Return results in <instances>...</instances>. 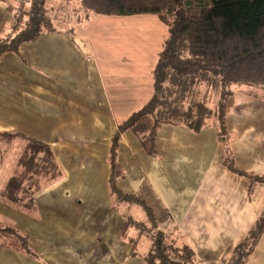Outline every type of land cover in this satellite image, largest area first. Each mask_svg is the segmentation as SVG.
<instances>
[{"label": "crops", "instance_id": "crops-1", "mask_svg": "<svg viewBox=\"0 0 264 264\" xmlns=\"http://www.w3.org/2000/svg\"><path fill=\"white\" fill-rule=\"evenodd\" d=\"M76 1L75 12L89 20L93 13L81 8V0H48L56 30L0 59V133L45 143L62 172L30 211L0 200V220L26 236L30 250L0 247L9 255L0 264H147L154 228L168 242L189 247L195 264H227L264 210V184L250 191L253 179L264 177V88L235 86L225 135L215 120L198 132L184 122L164 124L153 157L135 133L122 134L117 160L125 174L117 187L144 206L117 203L110 187L112 140L139 111L129 113L127 106L149 96V81L145 93L136 76L123 79L109 57L95 51L89 31L73 29L67 7ZM26 4L0 0V39L10 35ZM153 94L154 81L150 100ZM228 158L245 174L231 171ZM135 206L138 220L129 215ZM143 236L148 243L141 253ZM247 264H264V234Z\"/></svg>", "mask_w": 264, "mask_h": 264}, {"label": "trees", "instance_id": "trees-1", "mask_svg": "<svg viewBox=\"0 0 264 264\" xmlns=\"http://www.w3.org/2000/svg\"><path fill=\"white\" fill-rule=\"evenodd\" d=\"M26 3L16 15L10 35L0 39V59L5 54H18L23 44L35 42L43 34L56 30L48 0H26ZM81 8L102 17L157 15L168 28V37L153 70V97L119 125L109 156L114 200L144 206L143 202L123 194L117 187V180L125 174L117 160L122 134L126 131L135 133L145 152L156 157L157 136L164 124L184 122L191 130L200 131L207 125L206 120L198 116H194L195 120H173L168 105L187 101L189 98L184 91L208 83L207 78L204 79L208 75L214 78V89L221 93L219 116L215 121L221 129L220 135H225L232 88H264V0H81ZM173 73L178 77L177 83L171 82ZM173 89L176 93L172 97L169 94ZM174 114L183 117L180 108ZM16 144L20 149L22 147L21 154L13 165H8L7 155ZM226 165L231 171L245 174L234 167L231 158L227 159ZM61 178L62 172L48 145L20 134L0 133L1 201L17 210L30 211L36 196ZM258 182L264 184V177L254 178L250 191ZM132 222L128 221L124 227V237H127ZM140 230L146 235L153 232L152 229ZM154 231L157 233L145 256L147 264L196 263L189 247L168 242L163 230L154 228ZM263 234L264 210L227 264H247ZM131 243L135 244L136 240ZM0 247L30 252L26 236L1 220Z\"/></svg>", "mask_w": 264, "mask_h": 264}, {"label": "rangeland", "instance_id": "rangeland-1", "mask_svg": "<svg viewBox=\"0 0 264 264\" xmlns=\"http://www.w3.org/2000/svg\"><path fill=\"white\" fill-rule=\"evenodd\" d=\"M80 3L76 1L71 3L67 9L71 12V17L74 19L76 25L73 29H85L89 31V39L95 46V51L105 54L109 57L108 62L111 67L117 68L116 70L123 73V79L129 76L131 73L136 76L137 80L140 82V87L144 88L143 92H148V81H149V96L145 100H139L135 105L127 106V112L132 113V111H137L142 109L150 100L153 93V77L152 72L158 59V55L163 49V43L168 37V28L161 23L157 15H139L122 17L119 20H109L105 17L92 14L89 20L83 13L75 12L80 10ZM54 17H57V13H54ZM81 20V22L78 21ZM79 24V25H78ZM171 82L177 83L178 77L173 73L171 76ZM209 81L205 84L201 83L200 86L195 87L184 92L189 98L184 103L174 102L168 105L171 109L172 117L171 119L177 121L185 120H195L194 116L197 118L202 117L204 121H214L219 116V101L221 97L220 90L214 89V78L211 76H205L204 79ZM238 87H233L236 90ZM219 89V88H218ZM173 89L169 95L175 96ZM146 96L144 94L143 98ZM233 100V99H232ZM230 101L229 106L232 104ZM255 105V110L260 109L258 101H252ZM252 102L249 104L252 105ZM236 108H242L236 102ZM247 107H249L247 105ZM183 113L182 116H177L174 114L175 111ZM132 109V110H131ZM20 146V145H19ZM22 151L16 144L12 150L7 155L8 165H13L15 161L19 158ZM6 176V175H4ZM9 175H7L8 177ZM137 206L130 211L131 217L138 220L137 217ZM142 212V211H141ZM140 219V218H139ZM11 225V224H9ZM148 239L143 236L142 241L139 245V252L144 251ZM7 242V241H6ZM14 242L19 246L20 242L14 240ZM9 243V242H7ZM9 256L6 251L0 249V263H7Z\"/></svg>", "mask_w": 264, "mask_h": 264}]
</instances>
